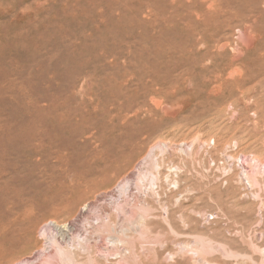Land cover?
Listing matches in <instances>:
<instances>
[{
    "label": "rangeland",
    "instance_id": "rangeland-1",
    "mask_svg": "<svg viewBox=\"0 0 264 264\" xmlns=\"http://www.w3.org/2000/svg\"><path fill=\"white\" fill-rule=\"evenodd\" d=\"M0 28V264H264V0H0Z\"/></svg>",
    "mask_w": 264,
    "mask_h": 264
},
{
    "label": "bare ground",
    "instance_id": "bare-ground-1",
    "mask_svg": "<svg viewBox=\"0 0 264 264\" xmlns=\"http://www.w3.org/2000/svg\"><path fill=\"white\" fill-rule=\"evenodd\" d=\"M7 4H8V3H7ZM9 5H11V4H9ZM6 6H7V5H6ZM6 6H5V7H6ZM11 6H12V5H11ZM12 7H13V6H12ZM3 8H4V7H3ZM7 8H8V7H7ZM13 8H14V7H13ZM12 13H13V12H12ZM9 14H10V13H9ZM6 19H7V18H6ZM3 20H5V19H3ZM4 23H5V22H4ZM2 27H4V26L2 25ZM0 29H1V28H0ZM10 35H11V33H10ZM11 36H12V35H11ZM14 38H15V37H14ZM3 40H4V39H3ZM4 43H5V42H4ZM12 48H13V47H12ZM12 48H11V49H12ZM0 50H1V49H0ZM15 50H16V49H14V51H15ZM4 51H5V50H4ZM12 51H13V50H12ZM2 54H3V53H2ZM10 54H11V53H10ZM8 56H9V55H8ZM10 68H12V67H10ZM16 79H17V77H16ZM17 81H18V80H17ZM127 185H128L127 183H124L123 186H122V189H126Z\"/></svg>",
    "mask_w": 264,
    "mask_h": 264
}]
</instances>
